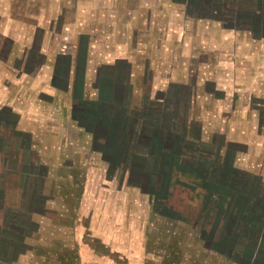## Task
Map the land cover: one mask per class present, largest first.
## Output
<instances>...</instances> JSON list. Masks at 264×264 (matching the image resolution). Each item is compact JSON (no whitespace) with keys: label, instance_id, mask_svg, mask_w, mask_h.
<instances>
[{"label":"crops","instance_id":"0c3cea01","mask_svg":"<svg viewBox=\"0 0 264 264\" xmlns=\"http://www.w3.org/2000/svg\"><path fill=\"white\" fill-rule=\"evenodd\" d=\"M262 227L264 0H0V264H264Z\"/></svg>","mask_w":264,"mask_h":264},{"label":"rangeland","instance_id":"374dc122","mask_svg":"<svg viewBox=\"0 0 264 264\" xmlns=\"http://www.w3.org/2000/svg\"><path fill=\"white\" fill-rule=\"evenodd\" d=\"M17 14H18V17L20 16V14H21V12H23L24 10H26L27 9V6L26 5H24V4H21V3H18L17 5ZM23 14H25V13H23ZM19 19V18H18ZM18 22H20L21 24H27L29 21H26V20H24V19H19V21ZM172 178H175L174 177V175H172ZM192 192L193 191H191L190 192V194L189 193H187V192H184V180H181L180 181V184H179V189H178V191H177V195L176 196H174V198H173V202L176 204V206H185L186 205V200H189L190 198V201L192 200V196H191V194H192ZM207 197H205V201H204V205H205V203L207 202ZM221 204H222V202H221ZM221 204L219 205V207H218V210H217V212H216V214L218 215V212H219V210H220V207H221ZM190 212V211H189ZM188 212V213H189ZM230 215H232V216H234V213H233V211H231L230 213H229ZM228 215V213L226 214V215H224V212L220 215V216H218L217 217V221L219 222V224H221L222 222H226V221H229L230 220V215H229V217L227 216ZM213 217V219H214V213H210L209 214V217H205L207 220H212L211 218ZM197 221H199V220H197ZM204 221H206V220H204ZM196 222V221H195ZM198 223H200V222H198ZM200 229V227L198 228V230ZM212 231V230H211ZM222 234V233H221ZM234 239V238H233ZM199 245V244H198ZM97 247L99 246V244H97L96 245ZM150 246H152V245H150ZM176 245H174V247H175ZM200 246V245H199ZM244 247H245V245H243ZM243 246H241V248H243ZM155 247H157L159 250H165V248H167V247H169V245H164V244H159V245H156L155 244ZM177 247L179 248V249H183V248H185V247H187L188 249H191V250H193L194 251V249H195V247H196V244L195 243H192L191 245H188V244H185L184 242H181V243H179V245H177ZM192 251V252H193ZM98 252H101L100 253V255H102L103 253H104V251L102 250V251H100L99 249H98ZM244 252H246V251H241L240 253H241V255L242 254H244ZM106 253V252H105ZM161 253V252H160ZM193 253H195V252H193ZM107 255H108V253H107ZM162 255V257H163V255H164V253H162L161 254ZM201 255L202 254H198L197 252L195 253V255L194 256H197L196 257V261H194V263H191V264H202L204 261H206L205 259H203L202 257H201ZM241 257V256H240ZM167 258H164V259H161L160 260V263L161 264H167ZM175 262L176 261H174L173 262V264H175ZM211 262L209 261V262H207V264H210ZM159 264V263H158ZM204 264V263H203Z\"/></svg>","mask_w":264,"mask_h":264},{"label":"trees","instance_id":"16d2710c","mask_svg":"<svg viewBox=\"0 0 264 264\" xmlns=\"http://www.w3.org/2000/svg\"><path fill=\"white\" fill-rule=\"evenodd\" d=\"M264 227H262L261 229H259V228H257V229H247V231H255L257 234H259L258 235V237H261L262 238V236H263V234H264V229H263Z\"/></svg>","mask_w":264,"mask_h":264}]
</instances>
